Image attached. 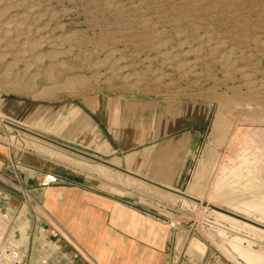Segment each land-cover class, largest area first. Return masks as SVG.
<instances>
[{"label":"rangeland","instance_id":"374dc122","mask_svg":"<svg viewBox=\"0 0 264 264\" xmlns=\"http://www.w3.org/2000/svg\"><path fill=\"white\" fill-rule=\"evenodd\" d=\"M22 2L25 5L3 4L0 8L7 6L8 15H12L32 7L41 17L36 25L41 32L69 35L63 44L69 52L58 58L62 64L52 72L51 79L37 76L20 88L9 84L11 78L4 72L8 61L0 60V99L6 96L49 100L97 88L203 102L207 107L204 131L191 153L182 191L173 196L149 186L148 194L176 209L171 214L165 208V215L177 217L181 253L200 258L186 245L194 238L208 243L207 251L214 256L210 264H264V239L247 230V225L264 230V0ZM157 44H161L160 52L169 54L167 61L158 53ZM48 50L42 47L38 52ZM223 54H228L234 64L220 62ZM181 62L189 63V67L181 71ZM115 65L122 67L124 74L138 77L124 83L113 74ZM18 66L22 67L19 63ZM75 75L90 80L81 89L61 90L49 97L34 94L36 88L52 80L62 81ZM74 159L82 172L92 173L96 163ZM244 170L252 173L260 187L238 184L241 182L233 178V173ZM249 188L256 199L250 191L245 192ZM258 188L262 191L257 194ZM217 213L234 217L239 225L217 219ZM11 220L10 213L0 209V242L14 247L22 259L27 242L25 225L19 226V234L13 237L11 230L8 241H2ZM237 235L244 237L239 239V245L251 249V257L242 258L230 245V239ZM253 251L261 255L255 257Z\"/></svg>","mask_w":264,"mask_h":264},{"label":"crops","instance_id":"0c3cea01","mask_svg":"<svg viewBox=\"0 0 264 264\" xmlns=\"http://www.w3.org/2000/svg\"><path fill=\"white\" fill-rule=\"evenodd\" d=\"M0 114L32 133L22 152L0 142V209L12 218L2 241L25 225L22 264L213 260L199 239L186 245L200 258L179 251L177 217L165 215L176 209L147 191H182L204 131L203 102L89 88L49 100L5 96ZM75 157L96 163L92 173Z\"/></svg>","mask_w":264,"mask_h":264},{"label":"bare ground","instance_id":"6f19581e","mask_svg":"<svg viewBox=\"0 0 264 264\" xmlns=\"http://www.w3.org/2000/svg\"><path fill=\"white\" fill-rule=\"evenodd\" d=\"M3 4H7V6L8 5L18 6V4L22 5L23 2H22V0H0V6H2ZM23 5H25V4H23ZM7 6L6 7L3 6L2 8H0V60L8 61V64H7L6 68L4 69V72L9 74L8 77L11 78L10 79L11 81H9V84L15 85L18 88H20V87H24L27 83L33 82L37 76H39V77L43 76L44 78L46 77L47 79H51L50 76H51L52 72L54 70H56L57 67L61 66V64H62L61 62H58V58L60 56H62L63 54H65L66 52H69V48H66V49L63 48V44L66 42V40L70 39L69 35L66 34V35L55 36V34L51 31L49 33L41 32L40 28H38L36 26L38 24V22L40 21L41 17L39 16V14H37L32 9V7H28V8L25 7L26 9H24V11H21V12L12 14V15H8L9 13L7 11ZM160 45L157 44L156 48L158 49V53H160V55L162 56V59L166 60L167 52L166 51L160 52L161 51L159 49ZM42 47H44V48L48 47V48H50V50H48L46 52L39 53L38 51L40 49L42 50ZM216 47L217 46L215 45L213 49H215ZM167 55L169 56V54H167ZM84 59H86V58H84ZM219 59H220L219 60L220 62H222L226 65L234 64V61L229 59L228 54L227 55L223 54V55L219 56ZM81 61H83V60H81ZM18 63L20 65H22V67L21 66L19 67ZM99 63H98V65H99ZM102 63L103 62H101V64ZM94 64L96 65L95 62H94ZM178 67L181 69V71H183L184 69L189 67V63H187V62L178 63ZM60 69H62V68H60ZM111 70H113V74H115L117 77H119L124 83H130L131 82L130 80L132 78L135 79L138 77V76L136 77L133 75L131 76L130 74L129 75L124 74L122 67H120L118 65H115L114 68ZM135 75H137V74L135 73ZM56 80H52V82H50L49 84L40 86L39 88H36V91L34 92V94L35 95L40 94V95H43L45 97H47V96L49 97V96H52V94H54L55 92H58L61 90L73 89L75 87H80V89H81L83 84H85L87 81H89L90 78L85 77V76L75 75V76H69L62 81H56ZM249 84L250 83H247V85H249ZM231 171H233V170H231ZM233 176H234L233 178H236L238 182H241V183L236 182L239 185L240 184L250 185L251 187L252 186L258 187V185L260 187V185H261L260 183L256 184L254 182L255 178L253 177L252 173L248 170H244V171H242V173L234 172ZM241 188H243V187H240V189ZM250 188H249V190H246L245 192L250 191L251 190ZM260 191H262V190L259 189V191H257V194ZM250 192L251 193H249V194L252 195L253 194L252 191H250ZM254 192H255V190H254ZM244 193H242V194H244ZM242 194H240V195H242ZM254 194L257 195L256 192ZM252 196L255 199L257 197V196L254 197V195H252ZM263 197H262V199H263ZM241 200H243V199H241ZM249 200L253 201V199H249ZM254 203H256V202H254ZM259 204H260V202H259ZM263 206H261V207H263ZM217 215L219 217L217 219H219V220L223 219L226 221H231V222H233L234 225H236V223H237L235 218L230 216V215H224L221 213H217ZM247 226H248L247 230H249L248 232L252 233L253 235H255L257 237H261L262 239H264V230H262L261 228H257L255 226H252V225H247ZM240 236L241 235H237V236L231 238L230 239V245L237 251V254H239V256H241L242 258L245 259L250 254L249 251L251 249L248 250L247 247H242L239 245V242H238L239 239H244V237L241 238ZM256 253H257L256 251H253V255L255 257H257L256 255H259V256L261 255V254H256ZM262 255H264V254H262ZM254 256H252V257H254ZM259 256H258V258H259Z\"/></svg>","mask_w":264,"mask_h":264},{"label":"built area","instance_id":"2783aa9c","mask_svg":"<svg viewBox=\"0 0 264 264\" xmlns=\"http://www.w3.org/2000/svg\"><path fill=\"white\" fill-rule=\"evenodd\" d=\"M0 142L9 150L24 151L29 149L31 130L22 123L15 122L0 114ZM53 175H45L44 182L54 181ZM0 192V198H2ZM0 264H22L20 253L11 245L0 242Z\"/></svg>","mask_w":264,"mask_h":264}]
</instances>
